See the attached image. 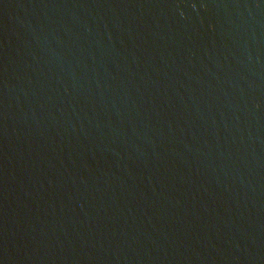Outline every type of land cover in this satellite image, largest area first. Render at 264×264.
Returning a JSON list of instances; mask_svg holds the SVG:
<instances>
[{"label": "water", "instance_id": "obj_1", "mask_svg": "<svg viewBox=\"0 0 264 264\" xmlns=\"http://www.w3.org/2000/svg\"><path fill=\"white\" fill-rule=\"evenodd\" d=\"M0 264H264V0H0Z\"/></svg>", "mask_w": 264, "mask_h": 264}]
</instances>
